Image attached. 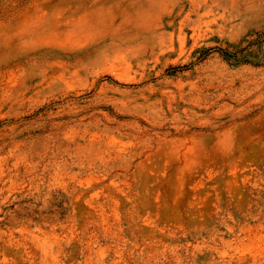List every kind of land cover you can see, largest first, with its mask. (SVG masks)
Masks as SVG:
<instances>
[{"label": "rangeland", "instance_id": "rangeland-1", "mask_svg": "<svg viewBox=\"0 0 264 264\" xmlns=\"http://www.w3.org/2000/svg\"><path fill=\"white\" fill-rule=\"evenodd\" d=\"M0 264H264V0H0Z\"/></svg>", "mask_w": 264, "mask_h": 264}]
</instances>
